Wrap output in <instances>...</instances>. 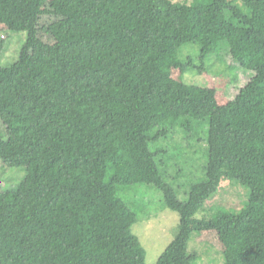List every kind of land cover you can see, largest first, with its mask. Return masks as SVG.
I'll use <instances>...</instances> for the list:
<instances>
[{
	"label": "trees",
	"instance_id": "1",
	"mask_svg": "<svg viewBox=\"0 0 264 264\" xmlns=\"http://www.w3.org/2000/svg\"><path fill=\"white\" fill-rule=\"evenodd\" d=\"M47 2L0 0V25L26 34L15 56L0 41V167H25L16 188L0 183V264H147L133 232L143 218L126 198L143 185L180 216L177 264L198 260L190 244L211 231L223 264H264V3L82 0L47 25L55 43L45 44ZM187 44L200 47V66L181 58ZM224 54L255 73L225 105L216 89L173 78ZM185 105L209 112L199 135ZM203 138L207 149L192 150ZM198 153L202 176L185 186ZM236 186L239 209L233 200L196 217Z\"/></svg>",
	"mask_w": 264,
	"mask_h": 264
},
{
	"label": "rangeland",
	"instance_id": "2",
	"mask_svg": "<svg viewBox=\"0 0 264 264\" xmlns=\"http://www.w3.org/2000/svg\"><path fill=\"white\" fill-rule=\"evenodd\" d=\"M179 2L181 0H172ZM257 3H264V0H255ZM82 0H48L45 8L44 15L40 21L38 27V37L45 44H54L55 41L51 35L47 32V25L56 19L63 18L60 13L78 11L80 9ZM9 34V38L7 36ZM5 42V55L6 57L15 56V52L20 49L25 40V33H7L5 26L0 25V41ZM32 54L37 56L38 50L32 49ZM223 54V53H222ZM181 58L183 61H189L191 58L194 65L200 66V47L198 45L187 44L182 48ZM228 65H225V61ZM205 71L199 73L196 69H191L182 75V72L178 69H173V78L178 81H183L186 84H193L202 87L214 88L217 90V98L221 105L227 104L238 91L243 88L250 78L255 73L245 70H241L238 65L228 58L226 54L219 60L216 57H208L203 62ZM228 70V67H233ZM186 115L195 117L200 121L199 128L193 131L194 134L199 135L206 129V119L209 117L207 109L196 108L195 106H184L183 108ZM208 124V123H207ZM209 129V124L207 130ZM0 133H5V127L0 121ZM176 142H182L186 145V142L179 136L175 139ZM191 149L204 152L207 149V143L205 139L196 140L191 144ZM153 150L155 147H152ZM189 148V147H187ZM186 148V149H187ZM196 155V160L189 161L184 166V176L182 177V183L185 186H190L194 181H198L201 178L203 171V165L206 163L205 158L199 154ZM1 165V163H0ZM25 167L12 168L8 166L0 167V183L5 190L16 188L25 176ZM173 172V171H172ZM187 172H193L186 174ZM200 174V175H199ZM228 186V183H225ZM138 191V192H137ZM131 189L126 198L138 205V214L142 220L137 222L133 227V232L139 237L142 245L147 252V264H177V259L173 251L172 242L176 236L180 216L178 213L173 212L164 207V201L162 193L154 187L140 186L138 190ZM245 188L236 186L224 191L223 194L218 195L212 200H209L205 207L200 210L196 215L197 218H202L204 215H211V213L217 212L219 209H226L227 204L236 201L238 207H241L242 201L245 200ZM207 207H214L212 211L206 209ZM217 208V209H216ZM196 247L200 250V258L192 264H223L222 244L217 238L215 232H204L201 237L195 243L190 244V249Z\"/></svg>",
	"mask_w": 264,
	"mask_h": 264
}]
</instances>
